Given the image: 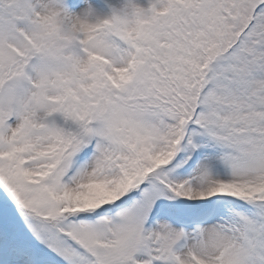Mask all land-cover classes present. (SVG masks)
<instances>
[{
	"label": "snow or ice",
	"instance_id": "6c2138e0",
	"mask_svg": "<svg viewBox=\"0 0 264 264\" xmlns=\"http://www.w3.org/2000/svg\"><path fill=\"white\" fill-rule=\"evenodd\" d=\"M0 264H264V0H0Z\"/></svg>",
	"mask_w": 264,
	"mask_h": 264
}]
</instances>
